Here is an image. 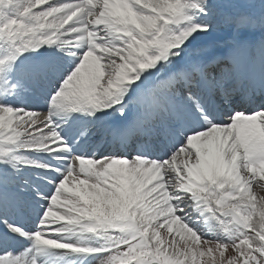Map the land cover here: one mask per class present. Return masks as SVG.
<instances>
[{
  "label": "snow or ice",
  "instance_id": "snow-or-ice-1",
  "mask_svg": "<svg viewBox=\"0 0 264 264\" xmlns=\"http://www.w3.org/2000/svg\"><path fill=\"white\" fill-rule=\"evenodd\" d=\"M264 0H0V264H264Z\"/></svg>",
  "mask_w": 264,
  "mask_h": 264
},
{
  "label": "bare ground",
  "instance_id": "bare-ground-1",
  "mask_svg": "<svg viewBox=\"0 0 264 264\" xmlns=\"http://www.w3.org/2000/svg\"><path fill=\"white\" fill-rule=\"evenodd\" d=\"M255 189V188H254ZM259 190V189H258ZM256 191V190H255ZM257 192V191H256ZM258 194H260V195H264V189H261V191H258L257 192Z\"/></svg>",
  "mask_w": 264,
  "mask_h": 264
},
{
  "label": "rangeland",
  "instance_id": "rangeland-1",
  "mask_svg": "<svg viewBox=\"0 0 264 264\" xmlns=\"http://www.w3.org/2000/svg\"><path fill=\"white\" fill-rule=\"evenodd\" d=\"M258 189H259V190H258ZM254 190H256L257 192H258V191H261V189H260V188H255Z\"/></svg>",
  "mask_w": 264,
  "mask_h": 264
}]
</instances>
